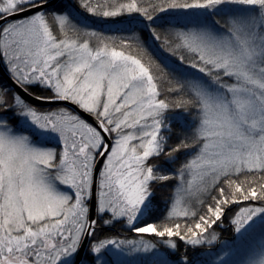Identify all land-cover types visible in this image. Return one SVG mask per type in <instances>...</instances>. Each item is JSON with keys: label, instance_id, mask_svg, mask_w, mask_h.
<instances>
[{"label": "snow or ice", "instance_id": "snow-or-ice-1", "mask_svg": "<svg viewBox=\"0 0 264 264\" xmlns=\"http://www.w3.org/2000/svg\"><path fill=\"white\" fill-rule=\"evenodd\" d=\"M0 66V264H264V0H0Z\"/></svg>", "mask_w": 264, "mask_h": 264}, {"label": "rangeland", "instance_id": "rangeland-1", "mask_svg": "<svg viewBox=\"0 0 264 264\" xmlns=\"http://www.w3.org/2000/svg\"><path fill=\"white\" fill-rule=\"evenodd\" d=\"M184 120V117H183ZM223 229H231L229 225H223ZM233 234L227 235L222 240L231 241ZM264 248V240L261 239V234L258 231H247L244 240L240 244V256L242 258H258L261 254V249Z\"/></svg>", "mask_w": 264, "mask_h": 264}, {"label": "trees", "instance_id": "trees-1", "mask_svg": "<svg viewBox=\"0 0 264 264\" xmlns=\"http://www.w3.org/2000/svg\"><path fill=\"white\" fill-rule=\"evenodd\" d=\"M72 3H73V0H60V2L57 4L58 6H65V7H67V6H70V5H72ZM74 14H76L77 16H78V18H79V15H78V13H74ZM176 15H179V14H176ZM115 27H120L119 25H116ZM115 35V34H114ZM150 34H148V33H145L144 35H142V39H146L148 36H149ZM147 43L149 44V45H153L154 44V42L151 40V39H147ZM154 47H157V46H155L154 45ZM154 53V54H153ZM148 55H151V56H153V64L155 65V64H159L160 63V60H158V59H156V57H169V58H171V54L170 53H167V52H160V51H155V50H153L152 52H148ZM146 58H147V56H146ZM161 68H163V65L161 64ZM165 72L167 71V69H163ZM183 117H184V122H185V124H190L191 123V120H190V116L189 115H183ZM225 225H228V224H225ZM224 227L222 226V229H218L217 231L218 232H220V234H221V239L222 238H224L225 236H227V235H230V234H233V231L231 230V229H228V230H225V229H223Z\"/></svg>", "mask_w": 264, "mask_h": 264}, {"label": "water", "instance_id": "water-1", "mask_svg": "<svg viewBox=\"0 0 264 264\" xmlns=\"http://www.w3.org/2000/svg\"><path fill=\"white\" fill-rule=\"evenodd\" d=\"M60 2V0H52V3L54 5H57L58 3ZM0 73H3V68L2 66H0ZM34 103H37L39 105V102H34Z\"/></svg>", "mask_w": 264, "mask_h": 264}]
</instances>
